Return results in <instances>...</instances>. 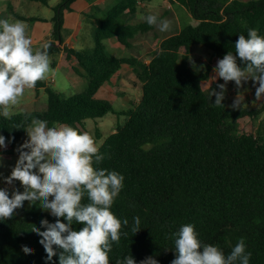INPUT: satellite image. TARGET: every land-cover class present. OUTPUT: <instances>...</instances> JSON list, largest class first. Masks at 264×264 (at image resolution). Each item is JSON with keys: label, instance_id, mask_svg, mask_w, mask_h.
I'll return each mask as SVG.
<instances>
[{"label": "trees", "instance_id": "16d2710c", "mask_svg": "<svg viewBox=\"0 0 264 264\" xmlns=\"http://www.w3.org/2000/svg\"><path fill=\"white\" fill-rule=\"evenodd\" d=\"M28 1L47 5L49 0ZM76 1L59 0L53 7L48 53H62L74 62L73 69L86 79V87L65 98L43 80L38 81L35 94L38 97L44 90L46 110L14 113L9 119L0 115V135L10 145L8 152L18 154L16 143L26 132L16 126H26L32 118L48 121L49 127L69 125L81 132L88 120L109 113L122 115L124 123L98 147L106 158L95 166L124 177L110 210L129 224L122 226L121 232L127 235L113 244L109 264L128 255L136 264L149 256L158 264H171L175 258L173 233L186 224L194 225L204 244L219 247L225 255L243 238L246 252L251 253L249 264H264V136H238L234 128L235 121L260 113L264 104L257 112L216 106L212 97L200 90L210 67L200 73L189 66L194 45L209 50L214 59L227 52L235 54L239 35L247 37L249 29L264 36V0H168L183 7L195 24L161 40L148 63L134 55L108 54L104 43L116 38L130 49L138 35L154 28L144 21L129 23L138 14L141 0H117L96 17L91 50L64 45V13L72 11ZM9 13L15 20H38L15 14L11 5ZM123 65L129 66L141 83V98L129 109L116 112L110 102L95 96ZM82 203H88L86 196ZM137 216L140 231L133 234ZM42 219L56 220L48 212L30 209L22 216L0 221V264H59L58 255L47 261L41 237L32 232ZM82 226L74 223L72 228L78 231ZM22 245L33 253L26 255Z\"/></svg>", "mask_w": 264, "mask_h": 264}, {"label": "clouds", "instance_id": "9594fccd", "mask_svg": "<svg viewBox=\"0 0 264 264\" xmlns=\"http://www.w3.org/2000/svg\"><path fill=\"white\" fill-rule=\"evenodd\" d=\"M140 19L160 32L172 30L169 19L153 14L142 15ZM25 33L26 25L22 21L0 19V115L5 119L11 117L12 108L20 103L25 90L33 89L50 71L51 42L34 52L32 40ZM234 46L235 54L227 52L213 68L210 80L224 81L216 85L219 91L210 92L211 97L215 96L216 106L224 107L228 82H235L240 89L251 80L256 88V101L264 100V36L256 29H249L247 37L239 35ZM208 87L201 84L200 90ZM238 97L231 105L233 109H239L242 104ZM16 128H22L27 139L15 149L18 159L10 175L3 177L0 173V177L9 186L18 181L23 191L0 188V221L11 219L25 201L29 207L38 205L41 211L56 218L54 223L42 219L39 228H32L41 237L39 243L47 261L58 255L59 264H109L113 244H119L121 235H127L121 229L129 224L127 219L121 222L110 210L123 188V175L95 167L106 157L86 132L69 125L49 127L48 121L38 118ZM6 148L5 137L0 135V149ZM85 196L86 204L82 203ZM74 223L83 226L73 230ZM140 223V217L133 218V234L140 231ZM173 237L175 258L171 264H249L251 253L246 252L243 238L225 255L219 247L204 244L192 224L181 226ZM22 251L27 255L34 250L22 245ZM116 264H136V261L128 255L117 259ZM140 264H158V261L149 256Z\"/></svg>", "mask_w": 264, "mask_h": 264}, {"label": "rangeland", "instance_id": "374dc122", "mask_svg": "<svg viewBox=\"0 0 264 264\" xmlns=\"http://www.w3.org/2000/svg\"><path fill=\"white\" fill-rule=\"evenodd\" d=\"M0 1H3V3L12 1L11 3L13 4L15 14L24 15L26 17H40L44 19H47L51 14L54 15L53 7L59 3V0H49L47 5L38 3V5L28 7L29 3H21V5L20 3L18 4V2H21L20 0ZM104 1L105 5L103 7L104 10H106L117 0ZM146 14H153L157 15L160 19L171 20L172 30L169 32H160L157 27L153 26L154 28L151 31L138 35L132 41L133 45L130 49L125 48L120 44L119 46L116 45V41H112L113 39L111 38L106 40V52L117 57L134 55L141 60H146L148 63L151 57L157 52L158 43L161 40L179 32L187 25L195 24V21L183 7L179 5H172L168 0H141L138 14L131 18L129 23L136 25L140 22H143L140 17ZM65 15H67L66 12L64 13V20ZM1 17L2 14L0 12V18ZM9 21L15 22L20 20L9 19ZM22 22L26 25V36L30 37L33 25L26 21ZM66 23L68 22L66 21ZM71 23L73 22L70 20L69 25H71ZM71 31L72 29L63 31V39L65 36L67 37ZM92 31H87L86 28L83 30V34H81V38H79L84 45L81 49L91 50L93 48ZM114 40H116V38H114ZM41 46L33 47V51L35 52L37 49H40ZM223 57L224 56H218L217 58L212 59L211 52L206 48L200 45H194L191 47L189 66L200 73L205 72L208 66L210 67L208 78L202 82V85H209L208 88L204 89L209 95L212 89L219 91V89L216 88L218 83H224L222 79H218L214 82L210 80V78L214 75L213 68L216 66L217 61ZM49 60L50 71L46 75L45 79H43L48 87L58 91L65 98L80 94L84 91L86 87V79L74 71L73 66L76 65L75 63L70 65V63H68L65 58L61 57L60 54L49 56ZM53 62L55 65L52 64ZM126 70L127 69L125 68L122 69L123 79L116 80L115 83H113V78H117L118 76L116 75L117 73H115L107 83L108 87L101 89L95 96L96 100H106L110 102L116 112L129 109L132 105L137 104L141 98V83L136 79L135 75H133L131 71L126 73ZM76 74L82 77V80ZM226 89L225 99L222 103L230 110H250L257 112L264 104V100L256 101V88L253 86V82L251 80L243 83V86L240 89L236 88L235 82H228ZM237 95H239L238 98L242 101V104L239 109H233L231 105L233 104V101ZM212 99L215 101V96H212ZM46 107L47 96L44 90H41L38 97H36L34 89H26L23 97L20 99V103L12 108V113L31 112L34 110L44 111L46 110ZM124 121V116L109 113L102 119L96 121L88 120L85 123L84 128L81 129V132H86L91 135L94 138L97 147H99L104 139L109 134L113 133L117 127L122 125ZM234 128L235 134L238 136L243 134L264 136V109L260 113H255L253 115L238 119L234 122ZM25 139H27V134L17 141L16 148H18ZM6 144V149H0V173H3V177L10 175L11 168L15 166L16 160L18 159V154L14 155L8 152L10 145L8 142H6ZM3 177H0V188H8L9 192H11L13 188L23 191L18 181L14 182L13 186H9L3 182ZM30 209H34L37 212H47L41 211L38 205L29 207L28 202L25 201L22 208L15 210V215L13 217L22 216L27 210Z\"/></svg>", "mask_w": 264, "mask_h": 264}, {"label": "crops", "instance_id": "0c3cea01", "mask_svg": "<svg viewBox=\"0 0 264 264\" xmlns=\"http://www.w3.org/2000/svg\"><path fill=\"white\" fill-rule=\"evenodd\" d=\"M20 1L21 2H18V4L20 3V5H21V3H29L28 7H31L33 5H38V3H39V2L28 1V0H20ZM11 2L12 1H8V3H5V2L3 3V1L2 2L0 1V12L2 14V17L0 19H4V18L14 19L11 17V15L9 13V5H11L13 10H14L13 4ZM104 2H105L104 0H92V1L78 0L72 5V11L66 12L67 15H65V20H64V25H63L64 30L63 31L68 30V29H72V31L69 33V35L67 37L66 36L64 37V45L66 47L74 48V49H81L82 46H84L79 38H81L80 36H81V34H83V30L85 28L87 31H90V30L92 31V29L95 26L94 19L96 17H101V14L104 11V7H103L105 5ZM48 3H49V1H48ZM22 16H24V15H22ZM52 16H53L52 14L49 15V17H48L49 19L36 17V18H38V20H35L33 22H28V23L33 25L32 26L33 28L31 31V36L30 37L26 36L28 38H31L32 48L37 47V46H41L44 43L51 41V34L53 31V24L51 22ZM30 17H34V16H30ZM70 20H71V22H73V23H71V25H69ZM66 21L68 23H66ZM112 39H113L112 41H116L115 44L119 46L118 41L114 40V38H112ZM107 40H109V39H107ZM104 43H106V40L104 41ZM60 56L65 58L62 53L60 54ZM119 57H121V56H119ZM122 57H125V56H122ZM145 62H146V60H145ZM68 63H70V65L74 64V62H72V61H68ZM124 68L127 69L125 71L126 73L128 71H131V73L133 75H135L133 70L129 66L123 65L122 68L119 71H117V74H116V75H118L117 78H113V83H115L116 80L123 79L122 69H124ZM78 77L80 79L82 78L80 76H78ZM107 83H105L103 85V87H101V89L108 87Z\"/></svg>", "mask_w": 264, "mask_h": 264}]
</instances>
